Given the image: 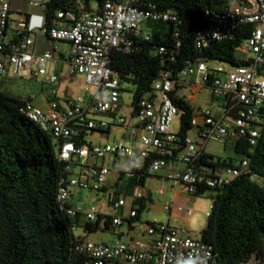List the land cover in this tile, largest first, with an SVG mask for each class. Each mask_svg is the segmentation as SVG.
Here are the masks:
<instances>
[{
	"label": "built area",
	"instance_id": "2783aa9c",
	"mask_svg": "<svg viewBox=\"0 0 264 264\" xmlns=\"http://www.w3.org/2000/svg\"><path fill=\"white\" fill-rule=\"evenodd\" d=\"M11 1L0 0V79L10 75L29 80L44 78L47 105H36L33 96L26 99L22 112L58 142V158L66 163L69 174L58 200L71 218L83 216L86 222L77 236L76 251L87 257V264H211L214 249L194 237L190 226L177 227L157 220L142 222L140 204L135 201L149 197L144 187L134 189L127 216L123 215L127 200L119 197L110 200L113 214L106 215L114 228L127 222L135 224L147 238L142 247L123 240H92L93 232L86 225L95 223L101 214L96 205L87 207L75 201V196L80 190L103 191L112 171L119 180L121 176L140 179L145 175L137 173L145 170L157 177L165 170L166 175L160 177L164 183L183 185L191 194L206 187L222 188L250 171L247 159L222 171L208 165L211 160L201 167L198 163L210 154V142L227 145L244 137L256 145L264 129V0H231L227 11L208 12L211 24L197 33L196 46L204 50L230 42L241 29L252 26L249 38L237 49V56L249 64L237 66L201 56L178 70L181 42L173 47L160 46L156 52L161 56L163 70L151 90L138 100L135 86L112 69L111 55L116 50L131 53L136 48V38L150 41L153 33L145 27L148 22L179 23L177 13L146 8L139 0H104L100 9L81 12L72 24L64 20L62 13L52 26L47 27L46 22L41 28L23 17L11 37ZM46 3L47 0H33L31 5L45 10ZM23 31L31 35L42 32L54 41L70 44V73L85 78L82 94L59 97L60 78L47 67L54 60L53 53H37L31 35L16 39ZM205 90L215 103L193 107L191 129L181 140L179 132L172 131L174 119H182L183 115L174 102V93L185 99L188 92L194 95ZM126 108L131 109L129 116L124 115ZM113 125L125 129L123 139L114 143L90 141L93 131L110 133ZM166 191L164 187L159 193L165 195ZM164 210L170 217L188 223L196 213L194 203H169ZM106 220L104 217L103 222ZM78 228L73 224L74 233Z\"/></svg>",
	"mask_w": 264,
	"mask_h": 264
},
{
	"label": "trees",
	"instance_id": "16d2710c",
	"mask_svg": "<svg viewBox=\"0 0 264 264\" xmlns=\"http://www.w3.org/2000/svg\"><path fill=\"white\" fill-rule=\"evenodd\" d=\"M96 1L97 7L92 3ZM104 0H47V27L54 24L60 13L72 24L81 12H93ZM146 8L174 11L180 22H148L153 33L150 41L135 39L131 53L114 51L111 67L123 81L136 88L135 100L151 90L153 81L163 70L160 46L173 47L181 42L177 55L178 70L186 62L204 56L242 66L249 62L237 56V49L249 38L252 26L240 30L230 42L213 45L204 50L196 46L197 33L211 24V11H227L231 0H139ZM40 9V8H38ZM29 21V15H27ZM30 33L23 31L16 39ZM174 102L183 111L179 137L182 140L191 129L193 107L174 93ZM26 99L0 89V264H87V257L76 251L77 236L71 217L58 200L60 188L68 173L66 163L58 158V142L22 112ZM95 131H93L94 133ZM109 133V131H101ZM235 157H215L205 154L198 167L208 163L222 171L249 160L250 171L222 188H203L194 195L212 193V210L200 238L214 249L211 264H248L254 258L264 264V129L257 144L241 137L231 143ZM140 179H130V186L146 187L150 176L145 171ZM123 176L120 177L121 180ZM105 188L103 191H106ZM152 200L144 197L139 214ZM110 230V216L101 215L86 229L97 232L103 223Z\"/></svg>",
	"mask_w": 264,
	"mask_h": 264
},
{
	"label": "rangeland",
	"instance_id": "374dc122",
	"mask_svg": "<svg viewBox=\"0 0 264 264\" xmlns=\"http://www.w3.org/2000/svg\"><path fill=\"white\" fill-rule=\"evenodd\" d=\"M33 0H15V13L14 17L19 19L24 14L23 7L25 9L35 8L31 5ZM97 2L94 1L92 5L97 7ZM22 11V12H21ZM145 27L150 30L148 24H145ZM151 31V30H150ZM56 42V41H52ZM48 69L51 72L56 73L59 78V97H77L83 93L85 86V78L78 74L70 73V64L68 61L61 63H54L51 61L47 65ZM43 77H38L35 79H26L22 77H16L10 75L7 78L0 79V89L12 93L18 97L28 99L35 96L36 99L34 103L39 106H46L44 97L47 93V86L44 84ZM132 87V86H131ZM133 89V88H130ZM126 99L129 102V95L126 94ZM185 100L194 108L197 106L205 107L207 104L214 105V101L211 99L210 92L208 90L203 91L201 94L194 92V95L190 92L186 93ZM216 107V106H215ZM131 113L130 108L124 110V115L129 116ZM181 130V117L177 116L172 124V131L178 133ZM126 133L125 129L120 126L113 125L110 133H101L94 132L90 134L89 139L94 143H114L116 140L119 141L123 139L124 134ZM207 151L215 157H235L236 154L233 150L232 144L227 145L220 144L218 142H210ZM114 166L113 162L111 164ZM118 167L121 166L119 162L116 164ZM164 171V170H163ZM161 171L160 173H163ZM117 175L115 171H112L109 175V185L110 188L106 191L96 192L92 190H80L76 196L75 201H81L85 206L89 207L91 205H96L98 211L101 215L106 216L113 214L112 206L110 200L115 198H124L127 200L126 209L129 210L131 206V198L133 195L134 188L130 186V179L123 177L121 180H117ZM164 184L172 191L173 182L168 181L163 183L162 179L158 177H152L147 181L145 190L149 191L151 194L152 203L149 202L148 208L142 212V222L157 220L159 222L167 223L169 219V213L164 210L166 204H169L172 199L169 197L170 192L166 195L159 193L160 189L164 188ZM177 190H182L183 194L192 202L195 206V215L192 217L190 222V229L194 237L199 238L201 231L207 225L208 215L212 210L213 200L211 198L212 193H206L202 196H195L194 194L189 193L183 185L176 186ZM127 212V211H126ZM75 218H71V223H75ZM171 224L177 227H185V223L181 219H172ZM103 226V224H102ZM81 229H77L76 234H82ZM113 237L110 231H98L91 235V239L99 242L104 241L109 243V240ZM255 258L251 261V264H258Z\"/></svg>",
	"mask_w": 264,
	"mask_h": 264
},
{
	"label": "crops",
	"instance_id": "0c3cea01",
	"mask_svg": "<svg viewBox=\"0 0 264 264\" xmlns=\"http://www.w3.org/2000/svg\"><path fill=\"white\" fill-rule=\"evenodd\" d=\"M14 2H15V0L11 1L12 18H11V23H10L9 32H8L11 37L14 35V33L18 27V22L23 17H27V15H29V20H31L32 25H38L39 22L41 21V18L38 17L37 15H43L44 14L41 9L31 8L28 10V9H25V7H23L24 14H22V17H20L19 19L18 18L16 19L14 17V13H15V6H14L15 3ZM31 36L36 41L35 50L37 53H43L46 51H51L54 55V60H53L54 63H61L64 61L69 62V60H70V44L69 43L58 42V41L52 42L53 40L50 39L47 35H45L42 32H34ZM166 173L167 172L164 170L163 173H159L157 177L160 179V177L165 176ZM117 180H118V178H117ZM164 187L167 189L165 184H164ZM109 188H110V185H108L107 189H109ZM172 188L173 189L171 192L169 191V189H167V191H166V194L168 193V191L170 192L169 197H171V199H172V201L170 203H174L177 205H187L190 203H194L191 200H189L183 194L182 190H177L175 184H172ZM148 193H149V198L151 199V194L149 191H148ZM123 215L124 216L128 215V210L126 209V207L123 209ZM141 218H142V215H141ZM174 218H175L174 216L173 217L169 216L168 223L171 224V220ZM175 219H177V218H175ZM183 222L185 223L186 226H190V223L185 222V221H183ZM85 223L86 222H85L84 217L79 216L78 218H76L74 224H77L79 226V229H81L83 231ZM102 224H103V226H102ZM102 224L100 225V228L98 231L104 230V222ZM107 231H110L113 235V237H111V239L109 240V243H115L116 241L123 240V241L137 243L141 247L147 243V238L144 237L142 235L141 231L139 230V228L137 226H135V224L133 225V223H131V222H127L119 228H114L113 225H111L110 230H107ZM93 233H96V232H93ZM75 235L79 236L76 234V232H75ZM99 242H104V241H99ZM104 243H107V242H104Z\"/></svg>",
	"mask_w": 264,
	"mask_h": 264
},
{
	"label": "clouds",
	"instance_id": "9594fccd",
	"mask_svg": "<svg viewBox=\"0 0 264 264\" xmlns=\"http://www.w3.org/2000/svg\"><path fill=\"white\" fill-rule=\"evenodd\" d=\"M38 17H40L41 18V21L39 22V24L38 25H33V26H36V27H43L44 26V24L47 22L46 21V17L44 16V14L43 15H37ZM32 24V23H31Z\"/></svg>",
	"mask_w": 264,
	"mask_h": 264
}]
</instances>
